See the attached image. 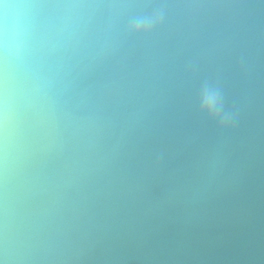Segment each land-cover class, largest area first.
Wrapping results in <instances>:
<instances>
[{"label": "clouds", "instance_id": "1", "mask_svg": "<svg viewBox=\"0 0 264 264\" xmlns=\"http://www.w3.org/2000/svg\"><path fill=\"white\" fill-rule=\"evenodd\" d=\"M0 264H264V0H0Z\"/></svg>", "mask_w": 264, "mask_h": 264}]
</instances>
